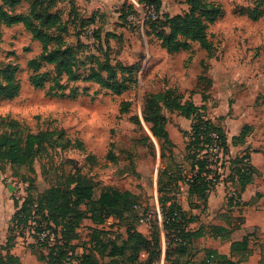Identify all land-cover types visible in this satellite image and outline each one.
Segmentation results:
<instances>
[{"label": "rangeland", "instance_id": "374dc122", "mask_svg": "<svg viewBox=\"0 0 264 264\" xmlns=\"http://www.w3.org/2000/svg\"><path fill=\"white\" fill-rule=\"evenodd\" d=\"M54 1L20 0L8 5L0 0L10 15L30 18L33 5L60 12L64 30L49 31L61 39L50 42L47 51L57 54L59 60H68L72 70L68 76L59 63L43 61L40 42L23 24L1 27L0 77L1 71L11 72L18 89L12 97H0V134L24 138L40 132L48 136L27 165L11 168L0 158V247L13 227V235L18 234L20 241H14L11 252L19 255L21 264H45L37 258L52 244L33 235L29 243L24 238L29 237L31 228L38 232V225L47 229V216H41L35 204L23 227L16 226L11 218L17 201L30 195L47 208L49 191L69 197L71 182L79 179L104 189L130 191L137 196V207L120 220L109 217L102 224L93 223L82 207L73 248L55 264H78L83 252L93 254L100 264H119L121 259L107 256L108 245L102 255L93 245L102 241L106 245L107 239L129 227L147 238L157 233L161 252L155 264H166L157 182L165 167L174 170L180 166L189 172L183 158L187 139L177 125H190V120L179 121L175 112L168 113L161 106V113L168 115L169 138L174 144L166 142L161 149L144 120V103L149 95L167 91L180 96L182 102L191 100L204 106V114L222 125L229 139L228 154L215 159L211 152L216 176L212 190L223 185L225 199H218L215 193L210 205L202 206L182 189L175 195L187 214L196 218L188 228L203 229L202 236L191 239L183 263L223 264L217 262L219 258L206 259V249H213L238 264H264V208L256 205L262 199L257 191L264 187V14L257 19L247 14L255 7L264 9V0H160L161 13L166 16L185 15L196 1L207 4L204 9L199 7V16L207 25L206 38L213 51L178 36V41H189L190 47L174 55L156 39L158 31L168 30L166 16L151 22L142 20L141 14L147 12L139 0ZM212 17V22L207 21ZM31 60L39 63L36 69L29 66ZM171 70L176 72V83L169 79ZM113 84L122 87L120 93L110 87ZM122 101L129 104L124 113L120 112ZM242 126L245 141L232 146L230 135ZM245 151L257 167L252 188L247 185L245 189H250L247 195L255 192V197L247 202L248 208L231 207L228 197L234 187L228 180L229 161ZM136 216L149 218L141 223ZM247 221L252 224V235L250 252L245 256L230 252L231 237L225 239L213 232L214 225L234 227L230 235L241 238V225ZM48 229L57 243L59 229ZM0 253L4 254L2 249ZM145 258V253L139 254V261Z\"/></svg>", "mask_w": 264, "mask_h": 264}, {"label": "trees", "instance_id": "16d2710c", "mask_svg": "<svg viewBox=\"0 0 264 264\" xmlns=\"http://www.w3.org/2000/svg\"><path fill=\"white\" fill-rule=\"evenodd\" d=\"M2 1L8 5H16L20 2V0ZM139 1L143 6L152 5L155 9V17H149L146 19L147 21H155L166 16L165 13H161L160 0ZM206 6V3L196 1L194 6L190 7L189 12L185 15L166 16L168 30L158 31L156 39L159 45L164 48L168 54L189 49V41H178L176 39L178 36L197 41L202 48L209 52L213 51V44L206 38L205 30L207 25L203 23L199 16L201 12L199 7L204 9ZM124 8L125 6L123 9ZM30 14V18L10 15L0 5V32L1 27L4 25L23 24L33 38L40 42L42 47V60L48 63H59L64 72L68 76H72V70L68 60H59L57 54L47 51L50 42L61 39L59 35H51L49 33L50 30H64L60 12L57 10L37 9V7L33 5L30 8ZM159 14L160 16H158ZM247 14L250 18L257 19L264 14V9L255 7L252 10H248ZM213 19L212 17L207 21L212 22ZM38 64L36 60H31L29 62V66L34 69L37 68ZM1 73L0 97L14 96L17 92L18 84L14 81L12 73L5 71H1ZM96 78L100 81V75H97ZM110 87L115 90L116 93H120V89L122 88L120 85L116 84L110 85ZM203 98L204 97H202V99ZM128 105L127 102L122 101L120 103V112H127ZM161 106L165 107L168 113L175 112L177 115H181L190 120V130L188 132L181 131L187 139L183 158L189 167V172H187V174L183 173L180 166L174 170L165 167L157 182L158 192L161 194L159 203L162 213V226L166 239L164 259L166 264H184L182 258L188 253L191 239L202 236L203 229L202 227L197 229L188 228L189 224L196 221V218L193 215L190 216L187 214L175 195L180 189V184L185 183L188 196L194 197L201 202L202 206H206L208 193L213 189V186L207 179L209 170L207 169L208 163L204 150L216 141L223 155H226L229 152V144L224 128L204 114V106H198L191 100L182 102L180 96L165 91L163 94L149 95L144 103V120L149 125L152 136L160 141L161 149L166 142H169L172 147L174 146L166 128L168 115L161 113ZM244 128L245 126H243L237 136L232 137V145L236 146L245 141L247 134ZM212 135H215V137L213 138ZM47 136L48 133L40 132L29 133L24 138L0 134V158L6 160L11 168L27 165L33 160L38 148L45 142ZM188 173L190 177H187ZM253 174L254 168L250 160V154L247 151L229 161L228 180L234 187L232 195L228 197L230 206L246 204L241 200V195L251 182ZM71 183L73 186L70 190L69 197H67L64 192H62V195H59L58 193H54L53 190L49 191L51 198L47 208L42 207L40 202L34 199L32 200L31 196L27 195L11 218L15 225L25 223L26 219L30 217L32 207L36 204V207H38L41 212V216H47L48 227L51 228V226H54L59 229V241L49 246L46 254H40L37 258L45 262V264H55L59 259L66 257L73 248L72 241L77 236L75 230L79 225L78 221L81 218L82 207H86L87 212L90 213V220L95 224H102L109 217L120 220L125 213L134 211V208L137 207V196L130 191L104 189L79 179ZM57 192H59V190ZM191 206L196 207L198 205L193 204ZM44 211L47 212L48 215H45ZM73 213L76 214L74 218L70 217ZM136 218L138 219L139 217L136 216ZM39 226L40 225H38L37 230L40 231L41 227ZM212 228L215 235H223L225 239H228L232 228L234 229V227L227 229V227L222 225H214ZM93 231L102 234L100 229L94 228ZM35 234L36 232L34 231L32 235L36 238L37 235ZM250 236L251 235L248 234L240 241L230 242V252H237L244 256L247 255L250 252ZM13 238V227H11L9 228V236L6 239V243L0 247L4 252V254L0 253V264H21L19 257L11 252ZM36 239H38V237ZM102 242H97L93 245L97 254L102 255L105 247L108 245L109 253L107 256L121 259L119 260V264H126L127 262L136 263L139 261L140 253H145L146 258L140 260L138 264H155L161 252L157 233H153L147 238L133 227L126 229L123 234H116L112 239H107L106 245ZM206 250V259L208 261L213 260V258H219L217 262L220 261L223 264H238L213 249ZM116 261L117 260H115V262ZM78 262V264H100L90 252H83L79 255Z\"/></svg>", "mask_w": 264, "mask_h": 264}, {"label": "crops", "instance_id": "0c3cea01", "mask_svg": "<svg viewBox=\"0 0 264 264\" xmlns=\"http://www.w3.org/2000/svg\"><path fill=\"white\" fill-rule=\"evenodd\" d=\"M181 52V51H180ZM180 52H178V53H180ZM178 53H173V55L174 54H178ZM179 64H181V61H179L178 62ZM176 72L174 71V70H171L170 71V73L168 74V76H169V79H170V81H171V83H176V78H177V75L175 74ZM176 116V115H175ZM176 118H178V120L180 121V120H188V119H186V118H184L183 116H181V115H178ZM175 122H177V124H178V121H175ZM168 123V122H167ZM178 126V130H180V131H183V132H188L189 130H190V125L189 126H187L186 128H182L179 124L177 125ZM166 128H167V131H168V134H169V136H170V133H169V127H168V124H166ZM242 128H243V126L240 128V129H238L235 133H233V134H231L230 136V140L232 139V137H234V136H237L239 133H240V131L242 130ZM227 132V133H226ZM182 133V132H181ZM225 133H226V137H227V142H228V144H229V139H228V131H225ZM232 146H234V145H232ZM236 146H238V145H236ZM252 163V166H253V168H254V174H253V176H252V179H251V182L248 184V187H250V188H252V185H253V182H254V179H255V172L257 171V167H256V165H255V163L252 161L251 162ZM180 189H182L183 190V193H187V186H186V184H185V186H182L181 184H180ZM221 188L223 189V185L222 186H217L216 188H215V191L214 190H212V191H210L209 193H208V196H207V203L206 204H209L210 205V202L212 201V199L214 198V195L213 194H215V193H217L218 194V199L220 198L221 200H223V199H225V197H224V189L223 190H221ZM250 190V189H249ZM249 190L247 189V190H245V192L242 194V197H241V200L242 201H244L246 204H244V205H239V206H234V207H239V208H241V207H243V206H245V208H248V203L247 202H249V201H251V199L253 200V198L255 197V192H254V194L253 195H247V194H249L248 192H249ZM257 192H259V193H262V196H261V198L262 199H260L257 203H256V205L259 207V208H264V204H263V200H264V187H259V191H257ZM188 195V194H187ZM248 198V199H247ZM254 205V204H253ZM231 207H233V206H231ZM212 208V207H211ZM249 225H252V224H249L248 223V221L247 222H245L244 224H242L241 225V230H243V233H242V235H241V238H237V239H233L232 238V236L230 235L229 237H231V240H230V242H232V241H240V240H242L243 239V237L244 236H246V235H248V234H250V235H252V232L250 231V226ZM223 226V225H222ZM233 231H235V230H233ZM232 231V232H233ZM231 232V233H232ZM7 233H8V235H7V237L9 236V229L7 230ZM30 238H32V237H25L24 239L29 243L30 242ZM7 239V238H6ZM14 241L15 242H17V241H20V239H19V236H18V234L15 236L14 235V238H13V245H14ZM230 245V244H229ZM250 247V246H249ZM12 249V248H11ZM14 254V253H13ZM16 256H18L19 257V255H17V254H15Z\"/></svg>", "mask_w": 264, "mask_h": 264}, {"label": "built area", "instance_id": "2783aa9c", "mask_svg": "<svg viewBox=\"0 0 264 264\" xmlns=\"http://www.w3.org/2000/svg\"><path fill=\"white\" fill-rule=\"evenodd\" d=\"M154 7L152 5L149 6H145L146 12L147 13H143L141 14V19L145 20L148 19L149 17L154 18L155 17V11L153 9ZM213 138L215 137V135H212ZM214 151L213 156L216 158H218V156H221V154L223 155L221 148L219 147V145L217 144L216 141H214L206 150H204V153L207 157V169L209 170L208 175H207V179L210 181V184L212 186H214V181L216 180V176L214 174V169H213V165L211 164V152ZM182 169V168H181ZM183 173L187 174V172L184 171V169H182ZM187 177H190V174L188 173ZM24 199V196L21 199H18L17 203H18V207H20V205L22 204ZM35 218V215L34 217ZM148 216H140L138 218V221L141 223H144L146 221H148ZM31 225L36 226V222L35 220H31ZM18 226V225H16ZM20 227L22 228L23 225L20 224ZM30 232H27V235L30 236L32 235V233L35 231L34 228H31L30 230H28ZM30 233V234H29ZM36 235L38 237L39 240L41 241H45L48 245L53 244L54 243V236L53 233H51L49 231V229L47 228H43L40 231L36 232Z\"/></svg>", "mask_w": 264, "mask_h": 264}]
</instances>
